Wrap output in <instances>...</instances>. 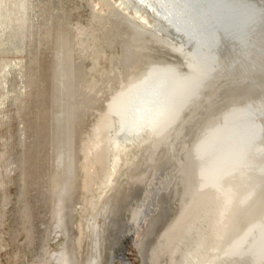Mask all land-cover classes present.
I'll use <instances>...</instances> for the list:
<instances>
[{
  "label": "rangeland",
  "instance_id": "obj_1",
  "mask_svg": "<svg viewBox=\"0 0 264 264\" xmlns=\"http://www.w3.org/2000/svg\"><path fill=\"white\" fill-rule=\"evenodd\" d=\"M161 1L0 0V264H264V0Z\"/></svg>",
  "mask_w": 264,
  "mask_h": 264
},
{
  "label": "bare ground",
  "instance_id": "obj_2",
  "mask_svg": "<svg viewBox=\"0 0 264 264\" xmlns=\"http://www.w3.org/2000/svg\"><path fill=\"white\" fill-rule=\"evenodd\" d=\"M16 1V3L14 4V7H13V9L11 10V14L14 12V9L15 10H17V15H13L14 17L15 16H18V15H21V11H20V3H21V0H15ZM164 1V0H163ZM163 1H161L162 2V4H164L163 3ZM177 1V0H176ZM180 3H179V5H181L182 6V11H184L185 13H182L183 15H185V17L188 19V21L189 22H191L193 25H196V26H201V25H204V27H207V30H208V32H210L209 33V35H220V30H219V28L220 27H222V26H224L225 25V23H228L229 21V19H230V16L229 15H231L232 17H235L236 15V13L235 12H231V11H229V8H230V6L231 5H229V2L227 3V0H178ZM184 5V6H183ZM244 6H247V5H244ZM187 7H188V9L191 11H188L187 12ZM240 7H242V6H240ZM250 7V6H249ZM21 8H23V7H21ZM239 8V7H238ZM233 9V8H232ZM244 9H246L247 10V8L245 7ZM250 9H251V7H250ZM235 10V9H234ZM242 9H240L239 8V11L238 12H240ZM24 11V10H23ZM236 11V10H235ZM243 11V10H242ZM25 14V13H24ZM238 14V13H237ZM239 15H241L240 13H239ZM251 15H252V13H251ZM12 16V15H11ZM13 16L10 18L11 20L13 19ZM23 15H21V17H22ZM242 17H243V15H241ZM7 17V16H6ZM238 17V15L236 16V18ZM19 18V17H18ZM185 18V19H186ZM235 18V19H236ZM244 19H245V17H243ZM9 19V20H10ZM23 19V18H22ZM253 19V18H252ZM237 20H238V18H237ZM4 21H5V19H4ZM7 21V20H6ZM226 21H228V22H226ZM236 21V20H235ZM234 22V21H233ZM238 22H239V20H238ZM237 22V23H238ZM4 23H6V22H4ZM202 23V24H201ZM231 23V22H230ZM236 23V22H235ZM235 23H233V29H235V33H236V31H237V29H236V27H237V25L238 24H235ZM246 23V24H245ZM240 24V23H239ZM257 25V24H256ZM3 26V25H2ZM11 26V25H10ZM254 26V24H251V27H253ZM240 27V26H239ZM248 28V24H247V22H245V21H242V27H241V30L242 31H244L243 29L244 28ZM255 27V26H254ZM253 27V28H254ZM228 28H230V27H228ZM250 28V27H249ZM252 29V28H251ZM12 30V29H11ZM240 30V31H241ZM249 30V29H248ZM254 30V32L257 30H255V29H253ZM258 30L260 31V33H262V35L264 36V20H260L259 21V23H258ZM228 31V30H227ZM179 32H183L184 33V29H179ZM233 32V33H234ZM234 33V34H235ZM238 33V32H237ZM225 34H227V33H225ZM229 34V33H228ZM241 35V34H240ZM261 35V36H262ZM207 36V35H206ZM206 36H204V37H206ZM214 36V38H216ZM239 35H237V37H238ZM243 36V35H242ZM241 36V37H242ZM219 37V36H218ZM233 37V36H232ZM248 37V36H247ZM247 37L246 38H244V39H247ZM210 38H212V37H210ZM218 39V38H217ZM216 39V40H217ZM250 40V39H249ZM263 40H264V38H263ZM220 41V40H219ZM245 41V40H244ZM243 40H242V38H236L235 37V35H234V44H233V46H232V51L235 53V54H238V55H247V54H251L252 53V51H251V46H250V44H248V42H244ZM252 42V41H251ZM258 42V41H257ZM260 42V41H259ZM264 41H262V43H263ZM255 43V42H254ZM253 43V45H255ZM261 43V44H262ZM264 44V43H263ZM251 45H252V43H251ZM256 45H259V43L257 44L256 43ZM210 46V45H209ZM236 49H235V48ZM256 47V46H255ZM264 47V46H263ZM210 48V47H209ZM216 50V49H215ZM210 53V52H209ZM214 53V52H213ZM216 53V52H215ZM212 54V53H211ZM216 55H218V54H216ZM158 123V122H157ZM158 124H160V123H158ZM163 124V123H162ZM152 125V124H151ZM155 125V124H154ZM153 126V125H152ZM154 127H156V128H158L157 126H154ZM151 129V128H150ZM149 129V130H150ZM149 130H140V129H137V127H136V129L135 130H130V132L129 133H127L126 135H125V139L124 140H122V141H116V142H114V141H111L110 142V146H109V148H108V150H107V154L110 156V158L112 159L111 161L114 163V164H112V166H113V169L115 170V169H118V166H119V162L120 161H122L123 159V157L124 156H126L130 151H132V153L133 152H135V151H137V150H135V151H133L134 149V147H136V146H138L139 144H141L142 142H144L145 140H146V138H147V132L149 131ZM154 130H155V128H154ZM159 129H157V130H155L154 132H156V131H158ZM153 131V130H152ZM153 133V132H152ZM151 133V134H152ZM149 141V140H148ZM131 149H133V150H131ZM133 155H135V153L133 154ZM128 156V155H127ZM128 158V157H127ZM125 162V161H124ZM121 163H123V162H121ZM120 163V164H121ZM113 219V218H112Z\"/></svg>",
  "mask_w": 264,
  "mask_h": 264
},
{
  "label": "water",
  "instance_id": "obj_3",
  "mask_svg": "<svg viewBox=\"0 0 264 264\" xmlns=\"http://www.w3.org/2000/svg\"><path fill=\"white\" fill-rule=\"evenodd\" d=\"M151 124V123H150Z\"/></svg>",
  "mask_w": 264,
  "mask_h": 264
}]
</instances>
